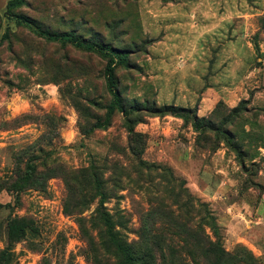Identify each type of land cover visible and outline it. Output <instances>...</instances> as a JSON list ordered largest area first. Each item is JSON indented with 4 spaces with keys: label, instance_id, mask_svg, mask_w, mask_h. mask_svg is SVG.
Returning a JSON list of instances; mask_svg holds the SVG:
<instances>
[{
    "label": "rangeland",
    "instance_id": "1",
    "mask_svg": "<svg viewBox=\"0 0 264 264\" xmlns=\"http://www.w3.org/2000/svg\"><path fill=\"white\" fill-rule=\"evenodd\" d=\"M8 1L0 0V264H116L113 248L100 242L91 223L98 200L73 207L62 173L47 180L44 192L12 187L16 153L41 135L43 152H34L39 172L45 165L58 173L103 161L126 168L117 198L102 207L110 215L124 211L128 241L152 223L150 236L163 248L172 240L175 255L191 264L196 248L180 243L173 226L182 193L203 203L214 219L224 264H264V228H255L264 189L254 182V168L249 162L240 168L222 145L213 153L211 144L196 148V135L181 120L149 112L164 105L197 111L203 104L207 115L219 100L234 107L249 99L251 107L264 89V33L256 23L264 0H26L9 13ZM10 13L51 32L124 49L127 66L115 68L117 88L125 108L136 107L131 119L140 141L128 138L117 111L108 127L90 130L104 121L110 100L101 55L38 37ZM129 145L146 165L169 168L186 182L173 191L160 174L135 175ZM163 208L167 219L154 212ZM179 217L187 222L184 212ZM20 219L29 228L8 242V224ZM203 230L215 240L208 227Z\"/></svg>",
    "mask_w": 264,
    "mask_h": 264
},
{
    "label": "trees",
    "instance_id": "2",
    "mask_svg": "<svg viewBox=\"0 0 264 264\" xmlns=\"http://www.w3.org/2000/svg\"><path fill=\"white\" fill-rule=\"evenodd\" d=\"M26 4V0H9L7 3V11L18 9ZM10 16L19 25H22L31 30L36 36L44 38L47 41H55L68 43L83 50L97 53L105 59L103 67V80L106 92L110 100L106 107V113L103 122H95L90 130L105 129L110 124L114 113L119 112L126 124L128 138H132L134 142H139L138 134L134 133L131 115L136 112V107L128 109L124 106V101L117 88V79L115 76L116 66H127L128 54L124 49L113 47L111 45L92 42L77 36L74 33L51 32L42 28L36 21L21 14H12ZM257 30L264 33V13L256 18ZM256 35H254L253 39ZM253 48L259 52L257 40H254ZM250 100H241L234 107H228L223 101L216 102L212 110L205 116H198L196 109L182 108L175 105L154 106L149 110L150 114L155 117L170 116L182 121L184 127L191 128L196 135L195 147L208 150L211 144L210 152L213 153L222 145L234 155L237 164L245 170V163L249 162L254 168V177L257 174L258 164L252 160L258 156L259 148H264V134L253 130L257 126L259 115L263 117L264 125V108L249 107ZM26 123H22L24 125ZM20 126V125H18ZM249 127V130L246 129ZM43 136V135H41ZM41 136L35 143L28 145L24 150L16 153V160L24 164V172L18 167L19 164L15 160L12 187L19 190H35L44 192L47 180L62 173L64 181L67 183L68 193L74 201L73 207L78 205L79 201L97 199L99 205L94 211L92 224L97 227L98 239L102 244L107 243L113 248V258L116 264H188L185 259L175 255L172 240H166L164 248L161 247L157 237L150 236L151 230H156L154 224L149 227H144L141 235H138L137 240L128 241V237L124 234L127 230L126 216L124 211L117 210L110 215L102 204L111 198L116 197L114 190L121 182L122 170L125 167L118 166L115 162L103 161L101 165H91L87 168L66 170L60 168L58 173L54 169H48L44 166V171H37L34 157V152L42 153L43 148L39 145ZM133 142V141H132ZM131 142V143H132ZM202 144V145H200ZM130 155L133 157L131 161V169L135 175L141 176L145 174H160L164 178L165 185L169 189H174L184 182L175 179L171 175L170 169H163L158 166L146 165L138 155H136L129 145L127 147ZM18 157V158H17ZM24 159V160H23ZM108 169V171H107ZM106 171L109 172L106 176ZM113 171V172H112ZM169 173V177L163 174ZM173 173V172H172ZM115 178H111L113 176ZM251 177V183H253ZM149 180V179H148ZM151 182V181H148ZM0 186V191L3 190ZM18 189V190H17ZM179 197V202L175 206L178 212L176 221L173 223L174 228L178 231L177 236H180V243L186 242L196 248V253H192L191 264H224L227 254L223 251V247L218 241L219 235L216 233L217 226L214 219L207 212L203 203L192 199L190 196L184 195ZM1 206V204H0ZM160 213L154 211L158 216L167 219L169 214H166L164 208ZM182 212L187 215V222L180 221L179 217ZM192 224L188 227L187 224ZM167 224V223H166ZM168 226V225H166ZM160 225L157 227L159 228ZM204 227H208L211 236L215 239L212 241L204 232ZM29 228L28 223L24 219L11 221L8 224V242H11L16 237V234L24 235ZM146 228H149L148 233ZM195 259H197L195 261Z\"/></svg>",
    "mask_w": 264,
    "mask_h": 264
},
{
    "label": "crops",
    "instance_id": "3",
    "mask_svg": "<svg viewBox=\"0 0 264 264\" xmlns=\"http://www.w3.org/2000/svg\"><path fill=\"white\" fill-rule=\"evenodd\" d=\"M256 88V87H255ZM223 100V99H222ZM229 107H232V105H230L228 103V101H224ZM204 105L202 104V106L200 105V107L197 109L198 112V116H205V114L209 111V108L205 111L204 110ZM251 108H259V109H263L264 108V89L258 90L251 101ZM204 112V113H201ZM263 117L259 115V119L257 121V126L253 127V130L255 131H259L261 133L264 134V125H263ZM246 129L249 130V127L246 126ZM258 156L255 157L252 162L257 163L258 164V170H257V179L254 181L255 184H257V186H260L264 189V148H259L258 149ZM263 204H260V206L257 207L256 210V214H257V221H256V230H261L264 228V208H263ZM250 244L253 248L254 245L257 243V240H255L254 238H252Z\"/></svg>",
    "mask_w": 264,
    "mask_h": 264
}]
</instances>
